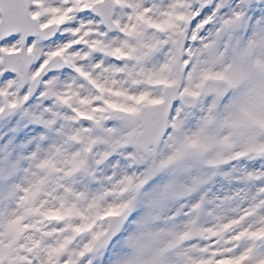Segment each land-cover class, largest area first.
Wrapping results in <instances>:
<instances>
[{
  "label": "snow or ice",
  "instance_id": "6c2138e0",
  "mask_svg": "<svg viewBox=\"0 0 264 264\" xmlns=\"http://www.w3.org/2000/svg\"><path fill=\"white\" fill-rule=\"evenodd\" d=\"M0 264H264V0H0Z\"/></svg>",
  "mask_w": 264,
  "mask_h": 264
}]
</instances>
